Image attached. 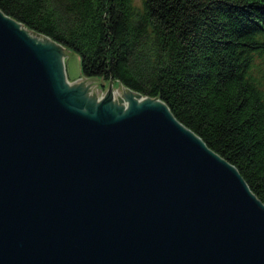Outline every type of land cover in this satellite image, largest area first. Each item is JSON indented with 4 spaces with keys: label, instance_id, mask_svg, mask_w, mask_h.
<instances>
[{
    "label": "water",
    "instance_id": "water-1",
    "mask_svg": "<svg viewBox=\"0 0 264 264\" xmlns=\"http://www.w3.org/2000/svg\"><path fill=\"white\" fill-rule=\"evenodd\" d=\"M67 55L0 10V264H264L237 168L158 97L84 99Z\"/></svg>",
    "mask_w": 264,
    "mask_h": 264
},
{
    "label": "trees",
    "instance_id": "trees-1",
    "mask_svg": "<svg viewBox=\"0 0 264 264\" xmlns=\"http://www.w3.org/2000/svg\"><path fill=\"white\" fill-rule=\"evenodd\" d=\"M0 10L77 56L82 76L164 101L264 203V0H0Z\"/></svg>",
    "mask_w": 264,
    "mask_h": 264
},
{
    "label": "rangeland",
    "instance_id": "rangeland-1",
    "mask_svg": "<svg viewBox=\"0 0 264 264\" xmlns=\"http://www.w3.org/2000/svg\"><path fill=\"white\" fill-rule=\"evenodd\" d=\"M67 54L68 55L65 57V66H67L66 75L68 79L74 83H85L87 85L86 88H88V92H90L93 97H102L105 99H108L109 97L111 100V90L115 87L121 89L120 87H122V85L119 83H110L109 80H104L102 78H87L82 76L80 73V64L78 57L72 53L69 54V52H67Z\"/></svg>",
    "mask_w": 264,
    "mask_h": 264
},
{
    "label": "bare ground",
    "instance_id": "bare-ground-1",
    "mask_svg": "<svg viewBox=\"0 0 264 264\" xmlns=\"http://www.w3.org/2000/svg\"><path fill=\"white\" fill-rule=\"evenodd\" d=\"M63 57V55H62ZM59 63L61 61V57L58 58ZM68 87H78L79 89H84V99H87L88 101H93L96 103V105L101 101L102 97H93L90 92H88V88H86V84L81 82V83H74L72 81H67L66 82ZM76 84V85H75ZM121 89L114 88L110 92L111 96V106L112 107H119L124 110H128L130 108V102L133 103L135 106H140L145 103H150V104H159V101L155 98H149V97H138L134 93L129 92L127 89L120 87ZM126 100H129L130 102H126Z\"/></svg>",
    "mask_w": 264,
    "mask_h": 264
}]
</instances>
